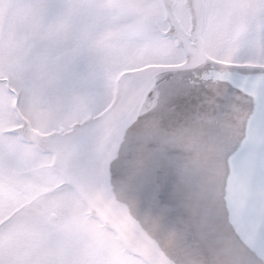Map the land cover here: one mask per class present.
<instances>
[{
  "label": "snow or ice",
  "instance_id": "snow-or-ice-1",
  "mask_svg": "<svg viewBox=\"0 0 264 264\" xmlns=\"http://www.w3.org/2000/svg\"><path fill=\"white\" fill-rule=\"evenodd\" d=\"M0 264H264V0H0Z\"/></svg>",
  "mask_w": 264,
  "mask_h": 264
}]
</instances>
